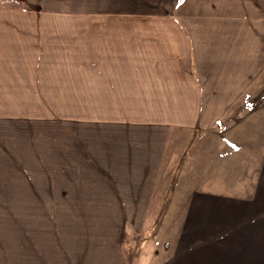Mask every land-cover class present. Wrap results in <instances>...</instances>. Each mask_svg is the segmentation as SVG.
Here are the masks:
<instances>
[{
  "label": "crops",
  "instance_id": "obj_1",
  "mask_svg": "<svg viewBox=\"0 0 264 264\" xmlns=\"http://www.w3.org/2000/svg\"><path fill=\"white\" fill-rule=\"evenodd\" d=\"M0 195V264H264V0H0Z\"/></svg>",
  "mask_w": 264,
  "mask_h": 264
},
{
  "label": "rangeland",
  "instance_id": "obj_2",
  "mask_svg": "<svg viewBox=\"0 0 264 264\" xmlns=\"http://www.w3.org/2000/svg\"><path fill=\"white\" fill-rule=\"evenodd\" d=\"M5 196L4 195H0V198H4ZM28 209V210H31V209H56V202H50V203H46V202H5L4 200H0V211H4L6 209ZM29 220H35V219H29ZM55 220V219H54ZM44 226H46V223H44ZM141 239L143 238V236L140 237ZM144 243V244H143ZM143 244V245H142ZM152 244V245H151ZM149 242L148 238L145 237V239H143L139 245H142L143 248H140V249H137L135 250V252L131 250L130 254H133L131 255L130 257H136L137 259V264H151L152 260H154V262L158 261V259L156 258H153L151 259V257L146 254L145 252L150 249H154V243H151ZM137 247L139 246L138 245V242L136 243ZM150 246V247H148ZM153 246V247H151ZM135 254V255H134Z\"/></svg>",
  "mask_w": 264,
  "mask_h": 264
},
{
  "label": "snow or ice",
  "instance_id": "obj_3",
  "mask_svg": "<svg viewBox=\"0 0 264 264\" xmlns=\"http://www.w3.org/2000/svg\"><path fill=\"white\" fill-rule=\"evenodd\" d=\"M181 2H183V0H181Z\"/></svg>",
  "mask_w": 264,
  "mask_h": 264
}]
</instances>
